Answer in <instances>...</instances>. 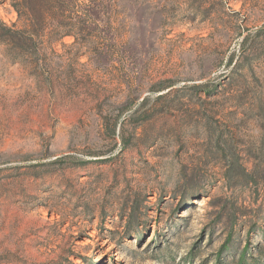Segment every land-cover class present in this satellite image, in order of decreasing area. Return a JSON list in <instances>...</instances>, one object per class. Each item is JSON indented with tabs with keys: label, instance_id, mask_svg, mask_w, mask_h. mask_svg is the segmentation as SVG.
Masks as SVG:
<instances>
[{
	"label": "rangeland",
	"instance_id": "rangeland-1",
	"mask_svg": "<svg viewBox=\"0 0 264 264\" xmlns=\"http://www.w3.org/2000/svg\"><path fill=\"white\" fill-rule=\"evenodd\" d=\"M11 1L0 264H264V0Z\"/></svg>",
	"mask_w": 264,
	"mask_h": 264
},
{
	"label": "trees",
	"instance_id": "trees-1",
	"mask_svg": "<svg viewBox=\"0 0 264 264\" xmlns=\"http://www.w3.org/2000/svg\"><path fill=\"white\" fill-rule=\"evenodd\" d=\"M12 7L13 9L15 10V12L17 13L18 15V20H21L23 18V12H24V9H25V1L24 0H12ZM22 37V39L24 40L25 42V49L27 48L28 44L30 42H35V43H38L39 42V39L40 37L35 34V36L33 35H29V36H25V35H20ZM217 207V206H215Z\"/></svg>",
	"mask_w": 264,
	"mask_h": 264
}]
</instances>
